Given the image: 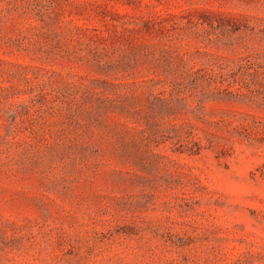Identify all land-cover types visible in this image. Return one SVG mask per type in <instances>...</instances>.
Instances as JSON below:
<instances>
[{
	"label": "rangeland",
	"instance_id": "obj_1",
	"mask_svg": "<svg viewBox=\"0 0 264 264\" xmlns=\"http://www.w3.org/2000/svg\"><path fill=\"white\" fill-rule=\"evenodd\" d=\"M0 264H264V0H0Z\"/></svg>",
	"mask_w": 264,
	"mask_h": 264
}]
</instances>
